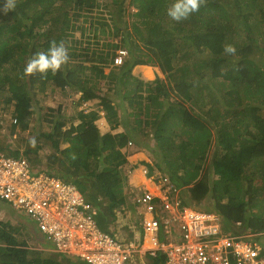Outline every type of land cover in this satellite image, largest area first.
<instances>
[{"label":"trees","instance_id":"trees-1","mask_svg":"<svg viewBox=\"0 0 264 264\" xmlns=\"http://www.w3.org/2000/svg\"><path fill=\"white\" fill-rule=\"evenodd\" d=\"M5 2L0 0V131L2 103L11 106L17 120L9 128L11 137L17 128L24 135L28 119L36 114L34 104L50 87L69 88L81 94V101L106 104L111 109L107 114L111 130H125L119 135L101 133L97 125L101 115L95 110L72 114L70 119L78 123L67 127L53 109L46 114L50 131L37 132L43 140L35 135L26 141L36 152L47 142L48 172L73 185L92 206L96 219L115 221L119 211L138 206V191L122 170L129 163L128 153L122 151L131 143L151 152L156 159L153 168L178 189L187 188L182 191V205L201 204L212 196L215 206L207 211L221 217L223 231L238 235L237 223L253 232L264 231V179L255 186L253 178L243 177L264 173V0H206L199 12L186 20H172L171 27L166 18L175 0H16V9L7 13ZM97 4L106 15L89 13ZM82 19L88 20V27L80 24ZM88 32L95 41L92 46L108 36L120 38L130 60L106 76L105 68L113 63L119 45L102 44L104 49L91 53L88 45L83 56L91 65L75 69L70 58L76 47H69L68 39ZM235 37H241L242 44ZM53 40L66 42L68 64L55 75H24L27 62L36 52H46ZM226 45H233L236 54L226 55ZM153 64L175 84L156 80L154 86L132 74L136 66ZM87 70L96 79H109L107 91L119 88L124 123ZM150 131L153 143H142L140 137H148ZM2 152L20 156L0 142ZM31 153L25 150L26 156ZM27 159L35 168L34 160ZM144 170L145 164L135 173ZM187 211L194 215L198 210ZM19 226L0 220V264H64L42 260L38 252L24 249L30 234Z\"/></svg>","mask_w":264,"mask_h":264},{"label":"built area","instance_id":"built-area-1","mask_svg":"<svg viewBox=\"0 0 264 264\" xmlns=\"http://www.w3.org/2000/svg\"><path fill=\"white\" fill-rule=\"evenodd\" d=\"M127 56V50H119L115 64ZM29 171L26 160L0 158V197L33 218L55 251L88 264H140L136 254L142 250L101 231L92 206L73 185L45 169L34 177ZM135 202L145 241L151 244L145 253L164 257V264H264L263 242L226 233L214 218L185 214L174 191L158 197L144 190Z\"/></svg>","mask_w":264,"mask_h":264},{"label":"rangeland","instance_id":"rangeland-1","mask_svg":"<svg viewBox=\"0 0 264 264\" xmlns=\"http://www.w3.org/2000/svg\"><path fill=\"white\" fill-rule=\"evenodd\" d=\"M102 3V1H100ZM98 4L95 6L94 9L90 10L89 13H91L92 15L96 16V17H101L102 16V11L98 10ZM89 13L87 15H89ZM106 15L105 13L103 14V16ZM85 17H89V16H85ZM173 19H171L169 16L166 18V21L169 23L166 26L171 27L172 26V21ZM175 21V20H173ZM80 24L85 25V27H88V20H81ZM79 25V24H78ZM192 26L189 25L188 28H191ZM75 35L73 37H70L68 39V46L69 47H76L75 49V55L73 57L70 58V63L72 66L75 67V69H78L79 66H83L84 65H88L90 66V63H86L85 62V56H83L87 50H84L85 48H87L88 45H91V50L89 53H91L93 51V49H104L102 48V44H114V45H119V48L116 49L114 51L113 55H116V53L121 50L124 49V46L121 43L120 38H114L113 36H108L105 38V40H101V43L99 44V46H92L94 45V40H92V36H89V32L86 33H74ZM238 41V43L242 44V38L240 37H235V42ZM133 50H135V48L132 46L131 47ZM126 49V48H125ZM91 55V54H90ZM131 55H129V57L127 58V60H130ZM76 60L80 61L79 65L78 63H76ZM126 60V62H127ZM154 66H137L133 69L132 74L136 77H140L142 80H146L149 82L154 83L156 80L158 81H164L166 82L168 85H173L175 84V81L171 78L168 77L167 75H165L162 70L156 65L153 64ZM120 67L122 66H115L114 63H112L111 65H109L107 68H105L104 74L106 76L111 75V73L113 72H117ZM177 70V69H176ZM88 78H90V80H93L104 92V96L108 97L110 99V106L109 107H113V110H118L117 111V115H118V119L119 121L124 123V119L121 116V114L119 113V107L122 106L123 104H125L123 101H121L118 97L119 91H117L118 89L114 88L113 91H107V89L111 86L110 81L107 77H105L104 82H101L99 80V78H95L94 76L92 77L90 75L89 70H87V72L85 73ZM180 75L179 73H177V76ZM149 76H151L149 78ZM154 86H156V84L154 83ZM53 88H49L48 92L44 95L39 96V99L37 101V103L34 104V106L36 107V114L34 117H30L28 119V123H29V129L27 132H25L24 135H21L20 130H18V128L16 129L17 134L11 137V129L10 126L12 123H14V118L12 117V108L11 106H7L4 105L2 103V111H1V125H2V130L0 131V142L4 145H7V147L10 149V151H18L20 153V155L26 157H29L30 159L34 160L33 162L36 165V169H39L41 167L45 168V171H49L48 167L46 165V157L49 154V149L47 148V142H43L40 145L39 150H37V152L34 150L33 146L31 144H28V140L30 139H34L35 135L37 138V140H43L41 139L38 135L37 132H41L42 131L46 134L50 131V126L51 124L49 122H47V116L46 114H48L49 111L51 110H56L55 113H52L53 115H55L57 118L59 119L60 122H63L66 124L67 127H69V125L73 124H77L78 122L76 120L70 119L72 116V114L77 113L78 111L84 110V111H90V110H95L97 111L99 114H104V113H108V115L111 114V109H107L105 107V105H100L98 103V101H91L89 103H85L82 106H76L79 105L81 102L80 97L81 94L77 93L76 91H73L69 88H67L66 90H60V89H55L54 91H52ZM2 102H5V99L2 100ZM6 104V103H5ZM62 107V111L59 113L58 108ZM64 107V108H63ZM98 126L101 130V133H109L111 130L110 125L108 124V122L105 119H101L100 121L97 122ZM112 126V124H111ZM8 128V129H7ZM116 132V131H114ZM140 141H142V143H148L150 144L153 143L152 141L153 139V135L151 134V131L149 132V136L148 137H140ZM45 140V139H44ZM131 141V140H130ZM26 143L27 144V148H26ZM46 143V146H45ZM138 147L132 146L130 145V143L128 144V150H126L129 154L130 152L132 153V157L136 158L135 160H133L134 158L129 157L128 161L129 163L126 164L123 167V173L124 175H127L128 177V184H130V186L134 189H136L137 191H139V188L144 189L145 191L147 189H149L151 192L155 193V190H151L152 188H155L157 186V181H151L150 180V173H152V176L155 177L156 180H165L162 183L158 184V197H162V195L166 196V191L162 190L161 191V184H167L168 182V178H166L165 175H163L162 173H160L159 170L154 169L153 166H155L156 163V159H154V157L152 156L151 152H147L146 150L137 149ZM25 150H30L33 153L29 154V156L25 155ZM141 154H139V153ZM5 153V152H2ZM33 164V163H32ZM143 164H145V167H147V171L148 173H146L148 175V182L150 185V188H148L147 184H145L143 181V178L141 179H137V177H139L138 173H135L140 166H143ZM254 172V171H252ZM50 173H53L52 171H50ZM146 176V175H145ZM215 177V176H214ZM243 177H245V179H250L253 178V184H255V186L260 185V182L262 181L261 179H264V173H243ZM136 178V179H134ZM130 180H132L133 182H131ZM247 181V180H246ZM136 183V185H134L133 183ZM246 184L248 185L249 182L247 181ZM140 185V186H139ZM173 190V189H172ZM168 191V189H167ZM150 192V193H151ZM157 194V193H156ZM131 202V199H130ZM215 206L214 204V200L212 198V196H208L201 204H199L197 207L199 210H210V208H213ZM4 207L8 210H4L0 207V220L3 222H7L10 223L12 225L17 226L19 220L15 217V215H13L12 213L16 214L13 210V208L9 205H4ZM209 207V208H208ZM185 214H188V208H192L190 206H186L185 207ZM213 213L214 210H211ZM208 212V211H206ZM210 213V212H209ZM212 214V213H211ZM125 215V219H120V217L118 218V213H117V222L116 225L118 226V228L121 230L119 231V233H117V235L121 236V238L126 239L127 237L129 238L131 236L132 230H130V225L132 223H134V219L132 220V216L135 215L134 210H131L129 208L123 209L120 216ZM212 216L215 218V215L212 214ZM22 221H24L29 228H33L34 229V224L32 223V221L25 215L21 214L18 216ZM103 216H99V220L101 221V219ZM100 224H104V228L102 227V229H108L109 224L104 223V221ZM32 230H29V232ZM33 232V231H32ZM136 235L138 236L139 239H134L132 238V241L127 242L126 244H134L137 248L139 243L141 242V238L139 237V235L136 233ZM17 237H19V234L17 235ZM26 238L28 240V244L26 245V248L32 251H36L40 254V257L42 260H56L58 261V259L60 260L61 258H59L57 253H59L60 251H51V247L49 246H45L43 244V241L41 240V242L39 240H37L34 236H29L26 235ZM24 247V249H26ZM57 255V256H56ZM28 256L32 258H37V256L34 255H30L28 254ZM61 261H63V259H61ZM147 264L151 263V260L148 259L146 260ZM66 264V263H65Z\"/></svg>","mask_w":264,"mask_h":264},{"label":"clouds","instance_id":"clouds-1","mask_svg":"<svg viewBox=\"0 0 264 264\" xmlns=\"http://www.w3.org/2000/svg\"><path fill=\"white\" fill-rule=\"evenodd\" d=\"M205 4H206V0H175V2L172 4V6L168 9L167 15L171 19H173V20H175L177 22L182 21V20H186L193 13L199 12L200 8L202 6H204ZM15 9H16V0H6V2L4 4V12L7 13L9 11H14ZM123 50H127V49L124 48ZM236 51L237 50H236V48L233 45H226L224 47V53L226 55H235L236 54ZM127 52H128V56L125 58L123 64H121L119 66H123L126 63V60L129 57V51L127 50ZM116 55H117V53H116ZM116 55L113 57V63L114 64H115L114 59H115ZM68 62H69V50H68V47L66 45V42L63 41V40H61L59 42L53 40L50 43V47H49V49L46 52H44V51L36 52L34 54V56L27 62L26 66L24 68V75H26V76H32V75L38 73V74H41L42 76H46L49 72H51L53 75H55V74H57L61 70L62 67H65L68 64ZM115 66H118V65L115 64ZM141 66H148V65H141ZM80 99H81V97H80ZM80 102L81 103L79 104V106H82L85 103H89L90 101H88V102H86V101H80ZM104 105H106V104H104ZM90 111H92V110H90ZM86 112H89V111H86ZM107 114L108 113L100 114L101 115L100 120L101 119H105L108 122V124L110 125V127L112 128L111 122H109V120L107 119ZM75 115H76V113H75ZM12 124H17V120L14 119V123H12ZM97 125H98V123H97ZM121 128H123V127H119L118 129L112 130L109 133L112 134V135H116V134H114L112 132L117 131V130H119ZM32 143L35 144V141H33ZM130 145H132V144L130 143ZM126 150H128V145L125 148V151ZM126 153H128V152L126 151ZM137 153H139V152H137ZM128 155H129L128 157H132L129 153H128ZM0 158H4V159L5 158H11V159L20 160V161L21 160H26L30 164V171H29V173H30V176L31 177H34L35 175H38L39 172L42 169H45L44 167L43 168H39V169L33 168L31 166V162H29V160L26 159V157H24L22 155L8 157L5 153H0ZM50 174L52 176H54L55 178L59 179L58 177H56L54 175V173H50ZM144 177H145L146 182H148V175L146 174V176H144ZM166 178H168V177L166 176ZM59 180L61 182H63L61 179H59ZM150 180L151 181H154V182L157 181V186L155 187L157 189H158V184L159 183H162L163 181H165V180H162V181L161 180H156L155 177L152 176V173H150ZM130 181L132 182V180H130ZM164 185H168V186L171 187L170 192L174 191V195L177 197V201L180 203V208L179 209H180V211L183 212L184 209H186L185 208L186 206L184 207V205H182L181 196H182V191H186L187 188L184 189V190L178 189L172 183L171 179L168 180L167 184L166 183L165 184H161V191L163 190L162 187ZM142 191H144V189L139 188V191H138V194L137 195H139ZM146 191L150 192L148 189ZM158 192H159V189H158ZM151 193H153V192H151ZM153 194L158 195V193L157 194L156 193H153ZM4 205H9V206H11L13 208V210H14V212L16 214H14V213H12V214L15 215V217L19 220L18 224L21 225L19 227H21L24 231H27L30 234V236H34V233L33 232L34 231H38L42 235L43 244L45 246L51 247V248H49V249H51V251L54 250L52 248L51 244L46 240L45 235H43L40 232L39 227L37 226V223L34 221L33 218H31L30 216L26 215L21 209H16L13 206V203L11 201L4 200V199H2L0 197V207L2 209H4V210H8V209H6L4 207ZM191 209H193V208H191ZM206 211L207 210H205V211L203 210L202 212H206ZM134 213H135V216H136V220L137 221H140V226L142 227V224H141V216H140V214L138 212V207H136V209L134 210ZM210 213H212V212H210ZM21 214L27 216L32 221V223L34 224V229L32 227L29 228V226L18 217ZM214 219H216L219 222V224L221 225V227L223 228V226H222L223 222H222L221 217L219 215L215 214V218ZM237 224H239V226H237V227L239 228V231H240V233L238 235L245 234V235L250 236V238H252V240H254V241L263 242L264 243V231L263 232H258V231L257 232H253L250 228L241 227L240 226L241 223H237ZM24 227L26 228V230L24 229ZM29 230H32L33 232L32 231L29 232ZM106 234H109V235L113 236L110 233H106ZM142 234H143V237H141V242L139 243L138 248L134 244H123V243L120 242L119 239H117L114 236L113 237L119 243H121L123 245H127V246H130V247H134L135 249H140V250H142L141 249V246L143 247V245H145V248L144 249L148 250V249L151 248V244H150V242L145 241V235H144L143 230H142ZM162 240H164V239H162ZM39 241L41 242V240H39ZM25 248H26V246H25ZM54 252H55V250H54ZM57 254L60 255L58 257L61 258V259H63L64 257H67V258H72L73 261H74V259H79L80 264L87 263L86 261H84V259H81V258L76 257V256H71V255L64 254L61 251L59 253H57ZM136 258H137V262H139L140 264H147L146 260H148V259L151 260V263L150 264H164V259H165L164 257H158V258L154 259L153 257H151L149 255V253H145V254H143V256H140L139 254H136ZM61 259L60 260L58 259V261L59 262H63V261H61ZM49 261H52V260H49ZM53 261H56V260H53Z\"/></svg>","mask_w":264,"mask_h":264},{"label":"crops","instance_id":"crops-1","mask_svg":"<svg viewBox=\"0 0 264 264\" xmlns=\"http://www.w3.org/2000/svg\"><path fill=\"white\" fill-rule=\"evenodd\" d=\"M112 133H114V134H117V135H119V134H124L125 133V130L123 129V128H121V129H119V130H117L116 132H112ZM123 150H125V148L123 149ZM124 154H126V151H122ZM139 154H141V153H139ZM129 156V155H128ZM132 158H134V157H132ZM136 158H134L133 160H135ZM143 181H145L144 183L145 184H148V182H146V180H145V177H143ZM133 182V181H132ZM134 185H136V183L134 182L133 183ZM150 185L151 184H149V185H147L148 187H150ZM151 190H155L154 192H156V190L158 191V189L157 188H152L151 187ZM150 191V190H149ZM151 192V191H150ZM121 212L122 211H119L118 212V217H120V214H121ZM125 215H122L121 217H120V219L119 220H121V219H125ZM116 219H117V216H116ZM116 219H115V221L113 220V221H106V220H104V219H101V221L99 220V219H96L97 221H98V223H97V225H98V227H99V229L101 230V231H103V232H105V233H110V234H112L114 237H116L117 239H119L120 240V242L121 243H123V244H126L127 242H130V241H132V238H134V239H139L138 238V236L136 235V233L139 235V237L141 238V237H143V234H142V227L140 226V224L137 222V220H136V217H135V215L134 216H132V220L134 219V223H132L129 227H130V230H132V233H131V236L128 238H126V239H124V238H121V236H119V235H117V233H119V231H121L119 228H118V226L116 225ZM104 221V223H107V224H109V227H108V229H102V227L104 228V224H100V223H102ZM144 248H145V245H143V247L141 246V249L142 250H144ZM62 253H65V252H63V251H61ZM61 254V253H60ZM70 260H72L73 261V259L72 258H68L66 261H63L64 263H66L67 264V262H69ZM154 262V261H153Z\"/></svg>","mask_w":264,"mask_h":264},{"label":"flooded vegetation","instance_id":"flooded-vegetation-1","mask_svg":"<svg viewBox=\"0 0 264 264\" xmlns=\"http://www.w3.org/2000/svg\"><path fill=\"white\" fill-rule=\"evenodd\" d=\"M163 190L164 191H166L167 192V189H168V192H170V189H171V187L170 186H168V185H164L163 187ZM181 198H182V200H183V195L181 196ZM187 199H189V200H191L188 196H187ZM192 201V200H191ZM134 202H133V200H131V204H133ZM199 204H197V203H195V202H193L192 201V204H189V203H186V204H184V207L185 206H191L193 209H196V210H199L198 209V206ZM132 209V208H131ZM122 211V210H121ZM213 213V212H212ZM214 215L216 214V213H213ZM121 217V216H120ZM136 217V216H135ZM119 218V217H118ZM139 224H140V221H137ZM34 233V236H35V238L36 239H38V240H42L43 238H42V235L38 232V231H34L33 232ZM74 261L77 263V264H80V261H79V259H74Z\"/></svg>","mask_w":264,"mask_h":264},{"label":"bare ground","instance_id":"bare-ground-1","mask_svg":"<svg viewBox=\"0 0 264 264\" xmlns=\"http://www.w3.org/2000/svg\"><path fill=\"white\" fill-rule=\"evenodd\" d=\"M104 79H105V78H104ZM104 79H103V78H99V80H100L101 82H104ZM142 169H143V168H142ZM143 172H144V173H138L139 177H137V179H138V178L141 179V178H143V176L146 175L147 171L144 170ZM134 179H136V178H134ZM147 185H149V183H148ZM148 188H150V187H148ZM148 190H149V189H148ZM155 193H158V191L156 190ZM188 214H189V212H188ZM194 215H195V216H202L203 218H204L205 216H207L208 219H212V220H213V218H214V217L212 216L211 213H205V212H202L201 210H198ZM146 251H147L146 249L142 250V251L139 253V255H140V256H143V254H144Z\"/></svg>","mask_w":264,"mask_h":264}]
</instances>
